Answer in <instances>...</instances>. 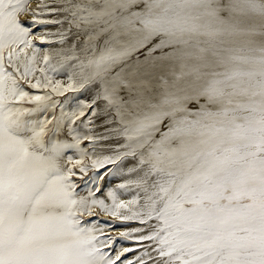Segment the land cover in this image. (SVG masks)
I'll return each mask as SVG.
<instances>
[{
  "label": "rangeland",
  "instance_id": "1",
  "mask_svg": "<svg viewBox=\"0 0 264 264\" xmlns=\"http://www.w3.org/2000/svg\"><path fill=\"white\" fill-rule=\"evenodd\" d=\"M32 2L0 0L3 73L13 69L6 54L19 47L17 33L30 38L39 26L22 16ZM46 2L47 19L39 23L54 28L50 44L63 39L56 38L55 28L66 21L71 37L90 53L80 87L54 93L34 57L35 74L19 76L24 91L19 99H8L0 88V264H18L14 256L4 259L23 242V264H103L118 247L116 231L125 228L130 248L109 264L125 259L126 264H264V0H97L88 6L118 3L117 9L104 17L67 7L61 11L72 14L64 20L49 19L58 13V0ZM34 41L41 48L49 44ZM94 86V101L81 95ZM97 102L106 105L99 116ZM27 108L40 113L13 123ZM47 130L44 152L53 142L73 143L74 130L82 134L81 160L65 148L70 163L65 175L45 174L44 166L27 156L37 145L28 147L25 136ZM57 131L62 134L53 140ZM96 148L111 159L92 163ZM170 151L182 153L159 164L156 157ZM127 158L150 166L157 207L147 218L116 220L97 210L87 217L64 205L61 189L65 199L83 191L99 195L104 188L97 187L98 178ZM53 179L61 184L55 187ZM143 202L140 194L138 203ZM65 214L68 222L60 220ZM89 219L107 225L99 235L110 242L91 251L81 242L84 262L74 245ZM27 237L30 250L24 246Z\"/></svg>",
  "mask_w": 264,
  "mask_h": 264
},
{
  "label": "bare ground",
  "instance_id": "2",
  "mask_svg": "<svg viewBox=\"0 0 264 264\" xmlns=\"http://www.w3.org/2000/svg\"><path fill=\"white\" fill-rule=\"evenodd\" d=\"M78 2L80 4H78ZM96 2H97V0H58L57 6H55L57 8V10L59 9L58 13H56L54 16H48V18L51 19L52 17L53 18H61L62 17L63 20L67 19V17L72 13L70 11L69 12L66 11L67 13H64L61 11V9H65L67 7L74 8L73 10H75L76 9L75 7L82 6V10L84 12H87L88 14H91L93 12H98V13L101 12L104 17L109 16L112 11L117 9L118 3L108 4V5H105L102 7H98V6L89 7L88 6L89 3H96ZM32 3L33 4H32L31 9L25 8L24 13H22L23 14L22 16H23V18H24V16H26V18H28V20H32V22L38 23L39 26L37 27L35 33L32 32V34H31L32 37L30 36V38H25V35H19L17 33V36H18V39H17L18 42L17 43L20 44L19 47L15 48V50L11 49V51H8L6 54L7 55V62L9 63L8 65L10 67H12L13 69H6L5 73H3L0 70V88L4 87L3 88L5 91L4 94H7L5 96L8 99L10 98L13 100H17V99H19V96L21 97V94L24 91L18 82V80L20 79L19 76H21L22 78L28 77L30 79L31 73L35 74L37 69H35L36 66H34V64H32V61H31L32 58H34V57H37L39 60V63L41 66V68H40L41 73L43 72L41 77L45 80L46 83L50 84L49 86H51L53 88L54 93H56L59 89H61L62 92H65L70 88L80 87L82 82L84 81V78H85L86 66H87V61H88L87 55L90 53V48L87 47L86 45H83L81 43V41L76 39L75 37H71L72 31L70 29L69 24L66 21H62L61 24L55 28L57 30L56 38L57 39L63 38V39L58 41L57 43L50 44V41L51 42L54 41V38H52V35L55 36L54 28H48L47 29V27H45L44 24L40 25V23H39L40 21L42 23L43 20L47 19V17L42 16V11L47 10V8L49 6H48L46 0H34V2H32ZM48 34H51V36H48ZM34 39L41 40L42 42L43 41H49V42H45V43H49V44H47V46L41 48V46H39L37 44L38 42L36 43L37 45L35 44ZM79 51L81 52V55L78 56V58L75 61L71 62L69 59V56H71V55H73V53H77ZM45 57H48V59H49L48 62H47V59H45ZM56 80H57V83L55 84L54 81H56ZM97 93H98V89L96 88V86H94V87L88 88L86 90V92L85 91L83 93L81 92V95H83L85 98H87L90 101H94ZM41 101H44V103H46V101L43 99ZM81 101H84V98L81 99ZM81 101H79V102L82 103ZM29 104H32V102H29ZM43 105H45V104H43ZM53 108H55V106H53ZM64 108H66V107L64 106ZM38 109H36L34 111H31V108H27V109H24L22 111L20 110V111H18L17 118H14L15 120L12 122L17 123L19 125V123H21V121H22L21 116L25 117L27 115L38 114V113H40V109L39 110ZM105 109H106L105 103L100 104L97 102L95 107H94V110H95L94 114L99 116L105 111ZM14 111H17V109ZM72 111H69L70 115L73 114ZM87 119H86L85 125L88 126L89 124L87 123L88 122ZM103 119H104V117H103ZM7 120H8V118H7ZM99 120H101V119H99ZM12 122H11V120L9 121V123H12ZM96 125L98 127L99 123L96 122ZM85 127H83V128H85ZM87 128L88 127H86V129ZM108 128H110V127H108ZM110 129L112 130V127ZM115 131H116V128L113 125L112 132H115ZM88 132H89L88 133V135H89L90 131H88ZM48 133H49V131L47 130L46 133L41 131L40 134H39V132H35V134L32 136H30L29 133L27 134V136H25L26 134L24 135L26 138V143H27L28 147H30L31 145H33V146L37 145V147H34L35 149L29 148L27 156H28V158L33 159L38 163H41L42 166H44L43 171L45 174L46 173L52 174V172H55V173L58 172L59 174L65 175L67 167L68 166L70 167V163H69V161L67 159V155H66L67 150L65 148L71 147L73 150L72 152L78 154V157L80 159V156L83 155V150L77 144L80 141V137L82 134L79 133V131L74 130L73 133L75 134L76 138H75V141L73 143L67 144L65 146V145H63L64 143L58 144V143L53 142L50 145V147L48 148V151L44 152V150L42 149L43 148L42 138H44L45 134L48 135ZM61 134L62 133L59 131L55 132L53 135V140H55L56 136H59ZM146 138H147L146 136H143V140H145ZM98 144H99V142H98ZM182 146H183L182 147V149H183L185 146L184 145H182ZM250 148H252V147H250ZM98 149L95 151L94 154H92V158H91L92 163L96 164L97 161L98 162L100 161L103 163L104 161L111 159V157L108 158L109 156L106 152L103 153L102 152L103 150H98ZM170 152H171L170 155L156 157L157 160L161 162L159 164H164V163L166 164V162L170 158L179 159L180 153H182L180 151H173V153H172V151H170ZM88 155L91 156L90 153ZM155 161H156V159H155ZM149 167L150 166H148V163H143L142 161H137V160H134L131 158H127L121 163L120 168H118L117 170H113L108 176L98 178L97 181H99V182L97 184V187L104 188V192H102L99 195H93L92 193H91L92 195H89L90 192L87 195L83 191V192L77 193L75 195L70 194L69 196H72V197L68 198L66 196L67 198L65 199V196H64V193L62 192V189H61V191L60 190L59 191H60V193H62L61 194L62 199L65 200L64 205L66 207H69L71 213H73L74 211H80L83 214H85L87 217H91L92 212L97 210V212L98 213L100 212L101 215L106 214L109 218H115L116 220L117 219L118 220L119 219H130L133 217H136L138 219H144V218H147L150 211H152L153 209H156V207H157L156 187H154L153 183L150 181V177H147V173L150 171ZM60 178L63 180V182L67 179L66 177H60ZM54 180H56V179H53V181ZM58 183H59V181L57 182V180L55 182H53L55 187L58 185ZM65 183H67V182H65ZM60 184L61 183H59V185ZM67 185H69V184H67ZM69 186H71V185H69ZM26 188L28 189L29 187H27L25 185L24 189H26ZM140 194H144V202L142 205L138 203V199H139ZM59 197H60V195H59ZM176 199H178V197ZM58 200L60 202V199H58ZM141 200L143 201V199H141ZM58 203H57V205H58ZM67 203H69V204L66 205ZM138 209H141V211L140 212L136 211ZM68 218H69V216L65 214L64 217L60 220H62L64 222L65 221L68 222ZM57 221H59V220H57ZM88 224H89L88 228H85L84 230H80L78 232L77 237H76V243L74 245V248L77 252V255L80 253V258L84 262H85V256L83 255L84 252H83V249L81 248V245H79L81 242L83 244H86L87 250L94 249L95 246H102L105 244H109V242H110L107 238L101 237L99 235L100 232H106L109 229L107 227V225H102V223H100L98 219H94V220L89 219ZM117 226H119V225H117ZM132 227L135 228L134 225ZM117 229L119 230V228H117ZM44 230H45V228H44ZM129 230H130L129 228H125V229H122L121 232L116 231V237L119 240V242L117 243L118 247H116L117 248L116 252L112 256H109L106 259V262H103V264H109L110 261H112L115 257H117L121 252L126 250V248H130L129 246L126 247V245H125V241L126 240L128 241L127 236H128ZM61 231H64V230L62 229ZM61 231H60V233H61ZM53 233H54V231H53ZM56 234H57V232H56ZM80 234H82V235L80 236ZM133 237L136 238L137 236L134 235ZM48 238H49V236H48ZM56 238H57V236H56ZM74 240H75V238H74ZM25 241H27L26 244L24 245L25 248H28L30 250L32 241L28 237ZM93 241H95V242H93ZM23 244H24V242H23ZM23 244H18L13 249L12 254H10V256L5 257L4 261L7 262V260H9V258L11 256H14V257H16L15 261L18 262V264H23L22 260H24L23 258H25V257H20V253L22 252L21 248L23 247ZM102 254H104V251H102ZM185 255H187V254H185ZM94 256H98V255H94ZM18 257H20V258H18ZM97 261L100 263L99 256H98ZM136 261L140 262L141 259H137ZM126 262H127V259L123 260V262H121V264H126ZM173 263H175V262H173ZM182 263H184V262H182ZM94 264H97V262H95ZM141 264H158V262L152 261L151 263L145 262V263H141ZM241 264H243V263H241Z\"/></svg>",
  "mask_w": 264,
  "mask_h": 264
}]
</instances>
